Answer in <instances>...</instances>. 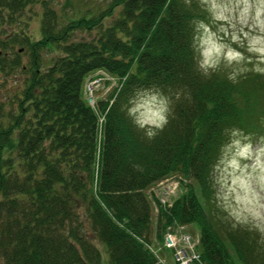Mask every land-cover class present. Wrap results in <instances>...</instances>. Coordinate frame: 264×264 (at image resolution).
<instances>
[{"label":"trees","instance_id":"trees-1","mask_svg":"<svg viewBox=\"0 0 264 264\" xmlns=\"http://www.w3.org/2000/svg\"><path fill=\"white\" fill-rule=\"evenodd\" d=\"M52 1L0 0V264H154L153 240L189 224L194 264H264L257 232L216 215L212 176L230 131L257 132L264 74L199 68L200 0H109L73 17ZM35 5L38 37L24 30ZM86 78L106 94L89 103ZM140 90L167 101L153 133L128 112ZM171 178L170 200L148 191Z\"/></svg>","mask_w":264,"mask_h":264},{"label":"rangeland","instance_id":"rangeland-1","mask_svg":"<svg viewBox=\"0 0 264 264\" xmlns=\"http://www.w3.org/2000/svg\"><path fill=\"white\" fill-rule=\"evenodd\" d=\"M108 1L53 0L50 5L58 10L59 15L73 17L84 11H96ZM199 2L205 12V20L195 24L194 50L199 68L221 72L229 79H237L251 71L264 74V0ZM39 8V5H35L24 13L27 23L24 30L34 37L39 36V23L33 14L36 10L39 12ZM13 27L18 28L16 24ZM42 53L48 59L57 52L44 50ZM89 83L86 78L83 93L87 101L94 102L106 94L104 81L103 87L100 84L92 91L87 89ZM259 92L250 100L254 101L251 102L254 110L264 106V90L261 92L259 89ZM128 109L132 120L142 130L153 133L165 121L167 101L152 90H140L133 96ZM262 117L254 134L238 129L229 132L228 141L213 166L212 176L219 220L231 227L254 230L264 245V113ZM163 183L159 182L148 191L153 190L154 196L160 197L162 186H169L170 195L165 197L169 200L177 192V181L171 178ZM155 212L153 208L152 228ZM184 230L191 235L198 233L194 224L186 225ZM153 243L156 244V247L152 246L154 250L161 247L157 240H153ZM100 252L105 260L103 245H100Z\"/></svg>","mask_w":264,"mask_h":264},{"label":"built area","instance_id":"built-area-1","mask_svg":"<svg viewBox=\"0 0 264 264\" xmlns=\"http://www.w3.org/2000/svg\"><path fill=\"white\" fill-rule=\"evenodd\" d=\"M94 82H97V80L90 83L94 84ZM169 188V186H162L160 201H167L165 197L170 195ZM196 244L197 239L184 232L182 226H167L162 235L161 245L170 252L171 260L168 261L167 256L159 252L160 247L155 248V250L151 247L156 258L154 264H194L198 258L195 249Z\"/></svg>","mask_w":264,"mask_h":264}]
</instances>
